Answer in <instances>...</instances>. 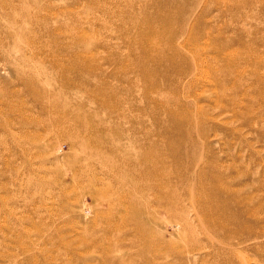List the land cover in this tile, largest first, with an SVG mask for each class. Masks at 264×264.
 <instances>
[{
    "label": "rangeland",
    "instance_id": "rangeland-1",
    "mask_svg": "<svg viewBox=\"0 0 264 264\" xmlns=\"http://www.w3.org/2000/svg\"><path fill=\"white\" fill-rule=\"evenodd\" d=\"M0 264H264V0H0Z\"/></svg>",
    "mask_w": 264,
    "mask_h": 264
},
{
    "label": "bare ground",
    "instance_id": "bare-ground-1",
    "mask_svg": "<svg viewBox=\"0 0 264 264\" xmlns=\"http://www.w3.org/2000/svg\"><path fill=\"white\" fill-rule=\"evenodd\" d=\"M173 37L174 36H170L168 38V41H172L173 40ZM175 56L178 58V52L176 51V49H173L172 52L169 54L167 53H163V52H160V50L158 51L157 53V58L162 60L163 58H167V57H170L171 61H172V67L175 68L177 70V67H178V63H177V58L175 59ZM172 123L174 125V128L175 130L180 128V124H181V121H177L175 119V117L172 115Z\"/></svg>",
    "mask_w": 264,
    "mask_h": 264
}]
</instances>
